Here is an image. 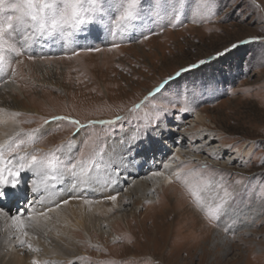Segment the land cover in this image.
<instances>
[{"label":"rangeland","instance_id":"rangeland-1","mask_svg":"<svg viewBox=\"0 0 264 264\" xmlns=\"http://www.w3.org/2000/svg\"><path fill=\"white\" fill-rule=\"evenodd\" d=\"M15 2L0 6V22L16 15ZM140 7L141 26L123 34L112 15L122 9L112 8L103 23L86 25L72 37L33 36L29 26L15 24L6 34L22 52L9 53L10 67L0 71V91L9 85L14 91L13 98L0 101V117L5 109L21 128L7 142L27 141L33 130L38 137L22 145L20 154L55 150L62 160L75 162L82 152L113 157L122 151V169L113 163L107 171L135 176L146 160L173 169L177 153L183 152L176 170L157 164L148 169L177 173L163 194L145 188L127 201L123 194L131 182L116 188L109 172L99 175L92 189L120 195L124 210L112 209L111 220L99 221L88 237L74 227L80 215H71L70 230L82 255L65 264H264V0H142ZM26 36L31 39L23 46ZM54 116L71 117L79 126ZM109 120L115 123H102ZM164 131L171 134L169 145ZM200 133L205 140L198 142ZM160 146L169 154L159 157ZM193 147L206 153L198 156ZM35 174L25 170L16 187H0L6 196L24 197L0 208L1 213L11 219L33 206L32 212L17 216H37L63 206V200L95 199L86 194L90 186L77 184L70 175L45 180L51 173ZM197 200L206 211L230 203L232 218L223 216L217 225ZM168 208L175 213H163ZM54 220L48 216L41 230L46 247L57 232ZM224 227L231 231L225 233ZM11 231L16 253L29 256V264L33 259L44 264L37 234L28 230L23 237ZM20 239L39 251L21 246Z\"/></svg>","mask_w":264,"mask_h":264},{"label":"snow or ice","instance_id":"snow-or-ice-1","mask_svg":"<svg viewBox=\"0 0 264 264\" xmlns=\"http://www.w3.org/2000/svg\"><path fill=\"white\" fill-rule=\"evenodd\" d=\"M4 4L5 0H0V6ZM141 4L142 0H16L15 3L11 4V8L16 15L8 16L7 23L0 22V71L10 67L9 53L22 54L19 47L15 43H9V39L6 38L8 31L13 28V24L19 28L29 26L32 29L33 36H51L58 33L63 37H72L84 30L86 25L96 22L103 23L106 15H109L108 9L112 8L122 9V11H118V14L112 13V15H115L114 26L118 32L123 34L130 29L141 26L138 23L142 21L144 15L143 9L140 7ZM108 22L113 23L111 16H109ZM30 39L31 37L26 36L23 46H27ZM145 39H147V36H145ZM233 47H236V45H233ZM204 63L205 61H200V64ZM182 71H186V69H182ZM187 110V108H181V111ZM52 120H63L70 125L79 126V121L71 117L54 116ZM45 123H49V121H45ZM102 123L113 124L115 121L109 120ZM27 136V141L0 143V187L6 185L16 187L21 172L25 170L32 171L37 175L51 173V176H46L45 180L48 178L60 180L65 175H70L77 184L93 186L99 175L114 167L112 157H100L99 153L86 156L82 152L80 158H77L75 162L62 160L55 154V150L39 156L28 152L20 154L18 150L21 149L22 145L34 143L38 139L34 130L29 132ZM92 143H94V140L90 141L88 146L90 147ZM13 153H17L14 159L11 158ZM165 167H168V165H165ZM153 175H160V173H154ZM177 178H179V175ZM2 195L3 193H0V196ZM192 196L195 197L196 193L192 192ZM108 199L115 202L117 196L110 195ZM61 203L66 205L69 201L63 200ZM85 203L90 204L91 201L85 200ZM196 203L207 219L216 218L217 225H219V221L223 216L232 218L233 214L229 211L231 209L230 203L217 204L214 209H208L207 211L199 200ZM49 211H52V209H49ZM47 219V213L44 212L39 213L38 216L30 215L26 219L21 216H12V228L19 232L21 236L28 237L29 229L32 231L43 229L46 226L44 221H47ZM223 230L225 233L231 231L228 227H224ZM232 234L235 235L234 232ZM19 243L21 246H26L31 252L39 251L38 248L24 239H20ZM32 264H38V261L33 259Z\"/></svg>","mask_w":264,"mask_h":264},{"label":"bare ground","instance_id":"bare-ground-1","mask_svg":"<svg viewBox=\"0 0 264 264\" xmlns=\"http://www.w3.org/2000/svg\"><path fill=\"white\" fill-rule=\"evenodd\" d=\"M10 86H12V85H9V87ZM9 87L6 90H1L0 91V101L4 100V98L7 97V96H9L10 98H13V96H12L14 94V91H12V87L13 86L11 87V89ZM10 115L7 113V111H5V109L2 110L1 117H0V143H7L8 139L12 138L15 134L18 133V130L21 129L17 125H15L14 122H12L13 121L11 119L12 116L10 118ZM13 117H15V116H13ZM183 132H184V130L182 131V133ZM162 134H164V137H166L167 140L170 138V135H171L170 132H168V131L166 133L164 131V133H162ZM156 135L160 136V134H157V133H156ZM196 137L198 138V139H196V141L205 140V138L203 137L202 133H200ZM154 138H156V136H154ZM169 142H170V140H168L166 145H169ZM177 143L180 144V146H178V147H181V141L178 140ZM209 143H211V142L208 141L207 143H203L202 146H205L206 144H209ZM208 146L209 145H207V147ZM188 148H190V146ZM199 148L200 149H197L196 147H193L195 154H197L199 156L200 152H205L206 153L205 148H202V147H199ZM160 149H161V151L159 153H156V154H159V155L161 154L159 157H162V154L163 155L164 154H169V153H167L168 151L166 149H164V147L160 146ZM210 149L213 150L212 153H214L213 155L217 159L218 158H222V156H220V154H221L220 150H218L217 148H213V147H211ZM121 152L122 151H120V154H119L118 151H117V153L112 155L113 156L112 157V163L116 164V166H118L120 164L119 158L121 157V154H122ZM178 154H179V156H178ZM181 154H183V152L177 153V158H176L175 164L173 165V169L172 168L169 169L170 165H168V168H167L168 171L176 170V166H177L176 162L181 161V156H180ZM209 155H210V153H209ZM235 156L232 159H235L236 158ZM157 159H158V156H157ZM156 164H157V167L163 165L162 163L160 165V163L156 162V161L154 163V161H150L149 162V161L146 160L144 165L140 168L139 174L137 173V174H135V176H134V173H130V175L128 176L124 172L123 173L119 172V170H117V171H112L111 170L112 172L107 171V172H109L107 174L113 178V180L115 182V185H116V186L114 185V187H116V188H119L120 186H122V184L123 185L124 184L129 185L128 184L129 182L132 183L131 186H128L125 189V192L123 194V196L125 197L124 200H127V201L130 200L134 195L138 194L139 190L144 191L145 188L151 189L152 192L154 191V189H156V190H159V192H162V194H163L164 191L167 192L171 188V182H172L171 180H172V178L175 177V175L177 173L173 174L171 176L166 174V173H164V172L160 173V175H153L154 173H159V172H157L156 170L150 172L148 169H150L151 165H156ZM164 167H165V165H163V169H164ZM118 169H122V168L118 166ZM147 171H149L148 173L150 175L147 176V177L145 176V178H144L143 176L146 175V174H144V172H147ZM35 176H36V174H35ZM71 180H73V179H71ZM70 184H72V183H70ZM80 185H78V186L80 187ZM93 187H95V184L93 186H90L89 187V191H87V193H86V194H89V197H94L95 198V199H88L89 201H91L90 204H86L85 203V200H87V199H79L78 198L76 200L69 201V203L66 204V205L65 204L63 206L61 205L57 209H53L52 211L44 212V213H47V216H52L53 218H55V220H54L55 223L57 222V225L54 226V229H56L57 232L56 233H52L49 236V238H48L49 241H48V246L47 247L44 245L45 241H43V239H44L43 237L44 236L41 233L42 229L41 230H37V231H32L31 229H29V231L33 232V234H37V236L39 238V241H40L39 242V244H40L39 248L42 251V253H41L42 262H46V263L48 262V264H65V261L73 263L76 260V258H78L80 255H82V253H80L78 251L79 248H78L77 241L75 240V237H74V235L71 232L72 230H70V228H72V225H70V222H69L68 218L71 215H76V214L80 215L81 220L79 221V223L75 224L74 227H76L80 231L84 232L85 236L88 237L94 231V227L98 226L100 224L99 221H101L102 224H105V223H103L104 221L107 222V220L108 221L111 220L109 218L110 216H108V214L111 213L112 209H116V210H118V212H121L122 210H124L123 209L124 207H122V205H123L122 201H124V200H122L120 198V195H116L117 196V200L115 202H113V201L108 199L110 194H107V193L103 192V190L98 188V187L92 189ZM114 190L115 189H113V191ZM40 195L43 196V194H40ZM5 196H6V193H4L0 197L1 201H3V202L0 201V208L1 209L5 208V206L13 205L16 202L18 203V201L24 199V197L22 198V193H21V195L18 196L17 194L14 195V194H12V192H10L9 195H7L6 197ZM13 199H14V201H13ZM37 199H38V197H37ZM34 209L35 208H33V206L31 208H29V209H28V206H27L26 210H24V211H22L20 209L19 213L17 215H22V214L26 215L27 212H32ZM164 210L165 211L163 213H165V214H172L173 215L175 213L174 209H169L168 208V209H164ZM41 212H39V213H41ZM35 213H33V214H35ZM39 213H37L35 215L38 216ZM27 217L28 216H26L24 218L26 219ZM120 218H121L120 220H122L123 214L120 216ZM11 222H12V220L10 219V217L7 214H3V213L0 212V264H29L28 263L29 262V256L17 254L15 249L10 244L9 237H11L12 234H13L12 231H11V229H12ZM45 222L47 223V221H45ZM63 225H65V227L62 228ZM80 237H81V235H80ZM218 239H219L218 237H215L214 242H218L219 241ZM8 248H12V249L10 250ZM83 249H85V248H83ZM35 258H36V256H35Z\"/></svg>","mask_w":264,"mask_h":264}]
</instances>
